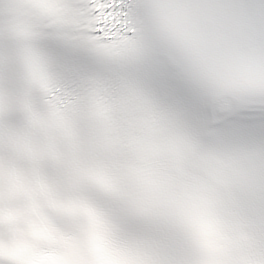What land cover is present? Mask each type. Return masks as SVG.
<instances>
[{
  "label": "snow or ice",
  "instance_id": "obj_1",
  "mask_svg": "<svg viewBox=\"0 0 264 264\" xmlns=\"http://www.w3.org/2000/svg\"><path fill=\"white\" fill-rule=\"evenodd\" d=\"M0 264H264V0H0Z\"/></svg>",
  "mask_w": 264,
  "mask_h": 264
}]
</instances>
